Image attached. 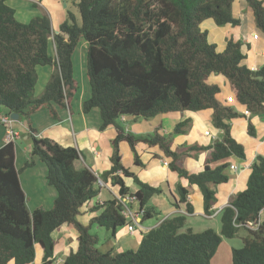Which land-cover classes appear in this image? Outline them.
<instances>
[{
  "label": "trees",
  "instance_id": "obj_1",
  "mask_svg": "<svg viewBox=\"0 0 264 264\" xmlns=\"http://www.w3.org/2000/svg\"><path fill=\"white\" fill-rule=\"evenodd\" d=\"M0 0V118L12 112L27 121L32 148L29 159L16 166V143L9 140L0 147V264H34L55 262L53 233L63 224L77 229L78 248L64 259V264H211L222 240L237 236L246 228L249 236L242 246L232 249V264H264V222H258L264 209V156L258 155L251 166L247 186L229 205L220 210L221 228L195 232L181 231L187 215L194 212L188 201L189 189L196 185L204 200V212L212 215L217 201L216 187L226 183L232 156L245 159V148L231 133V120L240 116L235 107L218 99L221 88L209 83L211 74L224 76L238 104L253 114H264V67L252 70L241 42L227 40L223 51L208 40L201 23L213 19L219 25L237 26L235 0H78L80 19L68 11L54 33L47 15H37L20 22L16 11ZM257 25L264 31V6L259 0H246ZM80 41L87 44L86 72L91 95L83 110L98 108L101 130L115 125L112 140V167L95 175L87 167L77 168L78 150L63 146L50 137H40L31 125V115L47 108L59 120L58 108H66L77 90L73 53ZM54 44L55 53L50 46ZM38 66H51L52 73L43 92L35 93ZM212 109V122L223 131L221 140L208 145L194 143L172 148L174 136L185 134L191 119L176 123L170 134L157 127L152 133L136 134L120 121L123 116L150 119L159 114ZM249 132L254 134L252 124ZM126 142L134 153L136 164L143 165L136 146L139 143L158 146L171 158L169 167L189 182L177 185L179 200L185 212L166 217L156 227L142 233L136 250L122 252L99 249V238L90 231L93 224L104 227L114 236L117 228L128 225L116 197L92 203L90 211L100 210L88 225L79 220L82 207L97 198L100 181L112 179L119 195L134 194L142 220L154 213L148 207L151 198L162 193L160 187L141 181L121 162L119 145ZM209 151L204 168L189 171L184 159ZM38 157L47 166V180L57 190L53 207L30 211L20 180L21 171L35 164ZM216 164L215 166H212ZM122 172V174H120ZM125 177L139 186L131 192Z\"/></svg>",
  "mask_w": 264,
  "mask_h": 264
},
{
  "label": "crops",
  "instance_id": "obj_2",
  "mask_svg": "<svg viewBox=\"0 0 264 264\" xmlns=\"http://www.w3.org/2000/svg\"><path fill=\"white\" fill-rule=\"evenodd\" d=\"M14 1L8 0L7 3L15 9V15L20 22H29L34 15H49L52 19L51 23L54 33L59 32V26L66 19L68 11H72L80 19L77 7L78 0H22L23 3L19 2V0ZM28 1L32 3L29 5L26 3ZM259 1L264 6V0ZM37 6L43 7L45 13H36L31 10V8L37 10ZM232 12L235 17L240 19L239 25L232 26L227 24L219 26L213 19H206L201 23V29L207 31L208 40L216 46L218 51L225 49L227 40L229 39L240 41L242 52L246 56L243 63L252 70L264 67V31L257 25L248 2L246 0H235L232 5ZM26 14L27 18L24 19L23 17L24 15L26 17ZM255 35L257 37H254ZM80 44L79 42L73 53L74 78L78 87L72 98H70L69 105L66 108H58L59 120L53 119L47 108L37 110L31 115V125L38 131L40 137H50L63 146L76 148L80 154V158L76 161L77 168L87 167L95 175L99 176L112 167V140L115 138L117 130L113 124L104 130L100 129L102 119L98 108H92L89 112H84L83 110V103L90 97L91 89L90 84L87 83V79L84 76L85 68L83 65L84 63L86 64V55H84V48L81 51ZM78 49L81 51L82 59L76 55ZM50 52L51 54L55 53L53 43L50 46ZM75 56L78 61L79 72L82 71V74H79V78V72L76 71L74 64ZM52 70L51 66L37 67L38 79L35 86V93L37 95L43 92ZM81 81H83V85ZM208 81L220 86L221 92L218 95V99L226 105L235 107L240 113L239 117L231 120V133L244 146L246 157L245 159H241L232 156L229 159L230 165L235 164L238 168L237 170H232L229 166L226 172L229 175V180L216 187L217 201L213 206L215 212L212 215H206L204 212L203 195L199 188L196 185L190 187L188 201L192 203L194 212L188 214L187 218L189 215L196 214H201L207 218L220 217V210L229 205L232 198L238 192L246 188L251 166L256 157L258 155L264 156V114H253L250 112L249 115H246L244 113L246 109L245 105L227 103V97L234 96V93L224 76L211 74ZM212 113V109L196 112L186 110L183 112L159 114L150 119L123 116L120 121L125 125L127 130L136 134L152 133L157 127H160L161 132L168 135L172 132L176 123L189 118L191 119V125L188 131L185 134L174 136L172 148L177 149L182 144L192 145L198 143L200 145H208L216 140H221L223 132L214 126ZM249 124H252L254 134L249 132ZM9 130H12L16 143V166L21 169L29 159L32 148L31 138L28 135L29 128L27 121L19 116L18 120H12L10 123L0 122V147L8 142ZM207 131L208 134L206 133ZM119 149L123 166L130 172L138 175L141 181L151 186L160 187L162 193L151 198L150 202L152 204L148 205V207L152 208L150 210L156 213L151 218L145 220L141 218L138 223L140 225L139 235L136 233V227L130 231L128 225H124L117 228L115 235L111 236L110 231L93 224L90 231L98 236V246L102 252L113 251L114 253H118L125 250H136L140 245L142 233L156 227L166 217L186 213L185 204L180 203L177 208L173 203L179 200L177 185L181 184L184 187H188L189 182L187 179L180 177L176 171L170 169L169 162L171 158L165 156L158 146H148L139 143L136 149L143 162L141 166L136 164L134 153L126 142L120 143ZM208 156L209 151L198 152L196 155L184 159L185 166L189 171L199 172L204 168ZM215 165L213 164L212 166ZM20 180L30 211L38 208L49 210L53 207L57 197V190L47 180V166L43 161L35 157V164L21 171ZM125 182L131 192L138 190L139 186L132 178L125 177ZM118 193L119 186L112 185V179L108 177L107 180L103 181L97 198L89 205L87 204L82 207L79 220L83 224L88 225L91 218L100 213V210L90 211L92 203H101L102 201L116 197ZM138 206V203H133V209L137 212ZM260 219L264 222V209L261 211ZM78 236L79 233L73 224H63L55 230L53 233L55 239V262L53 264H64L65 257L71 251L77 250L79 245ZM101 238H104L109 243L105 250H102L105 245L102 242L100 244ZM223 240L221 243L224 242ZM233 248L231 247V250H229V253L231 251V255ZM41 258L42 254L38 252L34 264L40 263ZM229 264H232V261Z\"/></svg>",
  "mask_w": 264,
  "mask_h": 264
},
{
  "label": "rangeland",
  "instance_id": "obj_3",
  "mask_svg": "<svg viewBox=\"0 0 264 264\" xmlns=\"http://www.w3.org/2000/svg\"><path fill=\"white\" fill-rule=\"evenodd\" d=\"M10 1L11 2H15L14 0H10ZM19 2H22V0H19ZM26 3H28L30 5V3H32V2L28 1ZM27 8H28V6H27ZM31 10L36 12V13H38V12L45 13V10L43 9V7H40V6H37V10L32 9V8H31ZM47 16L49 17V15H47ZM33 17H35V15L32 16V18ZM23 18L26 19L27 18V14H26V17L24 15ZM50 20H52V19L50 18ZM80 43L81 44H80L79 47H81V51H82V48H84V55H86V58H87V44L84 41H80ZM81 51L79 49L76 51V55H78V57L80 59H82ZM74 64L76 66V71L79 72V66H78V61H77L76 56H75V59H74ZM83 66L85 68L84 76L86 77L87 83L89 84V80H88L87 72H86V64L84 63ZM79 74H82V71H80L78 73V78L80 76ZM81 84L83 85V81H81ZM77 87H78V85H77ZM141 119H144V118H141ZM210 130H211V128H210ZM143 134H146V133H143ZM182 164L185 165L184 162ZM227 170H226V172H227ZM151 204H152V202H149L148 205H151ZM135 227H136V233H137V235H139V233H140V225L137 223L135 225ZM187 228H192L195 232H200V231H203V230H205L207 228H213L214 230H216L219 233L220 232V228H221L220 217L218 216V217H213V218H207V217H204L201 214L189 215L188 218H187V221H186V225L184 226V228L181 229V231H185ZM248 236H249L248 230L246 228H241L239 230L237 236H235L233 239L224 238V240H223L224 242L221 243V246H220L219 250L217 251V253L214 256V258L211 260V264H229L232 261L231 251L229 253V250H231V247L238 248V247L242 246V244H243L242 239L244 237H248ZM101 242L104 243V245H105V246H103L102 250H105V248H107V245H109V243H108V241L104 240V238L100 239V244H101ZM227 259H229V261H227Z\"/></svg>",
  "mask_w": 264,
  "mask_h": 264
},
{
  "label": "built area",
  "instance_id": "obj_4",
  "mask_svg": "<svg viewBox=\"0 0 264 264\" xmlns=\"http://www.w3.org/2000/svg\"><path fill=\"white\" fill-rule=\"evenodd\" d=\"M254 37H257V35H255ZM226 101H227L228 103H231V104H235V103H237V101H236V99H235V97H234L233 95L227 97ZM244 113H245L246 115H249V114H250V111L246 108V109L244 110ZM12 120H13V119L10 117V115H2V117L0 118V122H2V123H10ZM221 131H222V130H221ZM222 132H223V131H222ZM206 133L208 134V131H207ZM12 139H14L13 132H12V130H9V131H8V141H9V140H12ZM237 168H238V166L235 165V164H231V165H230V169H232V170H237ZM100 183L102 184L103 182L100 181ZM116 198H117V200L119 201V203H120L121 206H122V209H123L122 213H123V215H124V216L127 218V220H128V229H129L130 231H132V230L134 229L135 225H136L137 223L140 222L141 217H142V215H141V213L139 212V210H138V212H139V213H138L137 211H135V210L133 209V203H137V202H136V197H135L134 194H129V193H128V194L123 195V196L118 194V195L116 196ZM261 223H262V221H261V219L259 218L258 222H256V223L250 225L249 227H250L251 229H256V228L259 227V225H260Z\"/></svg>",
  "mask_w": 264,
  "mask_h": 264
},
{
  "label": "water",
  "instance_id": "obj_5",
  "mask_svg": "<svg viewBox=\"0 0 264 264\" xmlns=\"http://www.w3.org/2000/svg\"><path fill=\"white\" fill-rule=\"evenodd\" d=\"M10 117H11L13 120H18V119H19V114L16 113V112H12V113H10Z\"/></svg>",
  "mask_w": 264,
  "mask_h": 264
}]
</instances>
